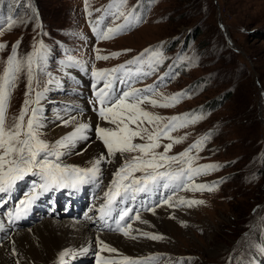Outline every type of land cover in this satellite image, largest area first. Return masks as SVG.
Wrapping results in <instances>:
<instances>
[{
  "label": "rangeland",
  "instance_id": "rangeland-1",
  "mask_svg": "<svg viewBox=\"0 0 264 264\" xmlns=\"http://www.w3.org/2000/svg\"><path fill=\"white\" fill-rule=\"evenodd\" d=\"M112 3L113 0H88L86 10L85 0H0V44L7 46L0 51V74L18 41L16 55L21 60L33 53L34 45L44 44L45 59L42 66L37 60L33 91L28 99L33 101L31 107L41 111L42 139L54 144L60 140L53 133L57 113L76 114L67 109H80L78 101L87 99V89L98 86L89 75L83 78L73 75L72 66L81 64L79 67L87 69L88 74L93 70H111L149 50L155 60L146 55L142 65H128L125 70L133 74L139 71L141 75L115 74L127 81L119 85L120 89H127L129 84L137 89L153 86L155 96L147 95L158 102H163L161 97L182 94L173 107L150 104L142 107L166 118L161 126L167 123V118L175 116L199 117L195 123L170 132L173 139L182 142L173 144L166 155L178 156L203 140L199 149L189 153L195 158L192 167H218L191 180L182 177L179 187L161 186L140 194L147 209L142 214L144 218L141 216V221L145 219L147 223L140 221L144 231L148 226L146 215L153 212L152 201L157 199L159 206H172L169 216H158V224L147 230V234L162 239L152 240L139 233L137 242L147 244L141 245L139 249L144 248V252L137 257L144 264H264V254L259 251L264 247V0H127L125 11L132 9L141 22L114 38L98 39L97 32L123 23V18L115 24L112 22V14L116 12L115 7L108 8ZM9 18L15 21L11 28ZM193 30L199 33L189 37L186 45V38ZM114 53L119 54L118 58L96 59L97 54L111 57ZM69 57L78 64L70 65ZM144 72L152 74L143 76ZM26 86L25 70L19 75L7 105L8 126L19 116L26 99ZM37 92L41 93L39 104L34 103ZM27 119L26 116L25 122ZM144 127L152 130L153 126L145 123ZM89 134L97 137L95 131ZM133 142L146 141L137 138ZM171 142L162 137L155 152L164 154V146ZM92 144L93 140L84 143ZM77 145V150L74 147L62 150L66 151V162L73 166L81 153ZM100 145L106 152L102 142ZM133 155L139 153L126 154L129 159ZM124 159L117 153L108 166L104 165L106 175L98 186H88L93 195L89 201L98 205L99 198L105 201L104 194L113 179V173H107L108 168L116 171ZM181 167L187 169L188 165L172 163L159 171H180ZM37 177L30 175L26 181L30 184ZM201 184L212 190H191L193 185ZM25 198L21 190L15 205ZM168 198L166 205L163 201ZM181 199L203 203L181 205L178 203ZM53 200H57L55 195ZM59 231L57 237L72 247L81 240V232ZM255 234L257 241L250 239ZM34 245L40 250L41 247ZM135 246L132 249L138 250ZM5 247L18 260L14 251L20 245ZM252 253L260 256L253 258ZM119 255L128 257L130 251L122 249L112 257Z\"/></svg>",
  "mask_w": 264,
  "mask_h": 264
},
{
  "label": "snow or ice",
  "instance_id": "snow-or-ice-1",
  "mask_svg": "<svg viewBox=\"0 0 264 264\" xmlns=\"http://www.w3.org/2000/svg\"><path fill=\"white\" fill-rule=\"evenodd\" d=\"M86 10L88 0H85ZM115 7L116 12L112 14L113 23L116 20L123 18V23L116 24L114 27H109L105 32H97L98 39L108 40L117 35L124 34L134 25L141 22V18L134 15L132 9H127V0H113V3L108 8ZM15 21L9 18V28L13 26ZM96 32V29H93ZM7 46L0 44V51H3ZM19 47V41L12 46V54L7 57L4 62L5 66L0 74V194L10 193L17 185L18 181L23 180L27 176H38L42 181L39 184L40 191H50L57 188L69 187L77 188L90 179L98 178L100 175L101 163H111V157H115L117 153L125 157L121 167L113 173V179L110 182L108 190L104 196L106 203H104L100 211V219L105 217L112 218V214L116 211V218L114 219L115 228L111 231L121 233L123 236L136 239V236L130 235L131 224L126 221V218L131 219L130 213L133 211L131 207L121 209L120 203L126 200L135 201L138 194L148 193L159 187L169 188L170 186H181L179 181L182 177L187 176L189 180L194 176L206 173L207 171L215 169L216 165H206L203 167H192L195 158L190 157L189 153L193 149H199L203 140L198 141L192 145L188 150L180 153L178 156H167L166 153L173 147V144H179L181 139H173L170 132L178 128L186 126L188 123H195L199 117L191 118L189 116H175L167 118V123L161 126V122L166 118L154 115L149 111L144 110L142 105L150 104L152 107L168 108L173 107L182 94H177L169 97H161L163 102H158L157 99L147 95L152 93L155 96L153 86H148L144 89H137L128 85L127 89H120L119 85L125 84L127 81L123 77L116 76L118 72H125L128 65H142L144 57L147 55L150 60H155L149 50L141 53L133 60L127 62L126 65H121L118 68L111 70H93L92 77L96 84L101 86L96 89L95 97L99 105L97 109L100 120L114 126L112 128H105L97 126L95 131L97 139L102 142L106 152L102 151L100 156L91 161V167L82 169L78 166L63 165L60 161L61 156L66 154V151L71 147H75L77 142L88 140L86 132L90 130V125L87 123H78L74 130L54 144H49L42 139V122L41 111L39 108L31 107L33 101L28 97L31 95L33 88L32 83L35 79L36 68L38 67L37 60L39 59V66L45 59L47 49L42 42L39 46L34 45V51L27 56L26 59L21 60L17 58L16 50ZM119 54H111L109 56H102L97 54V60H107L109 58H118ZM70 65L78 64L72 57H69ZM149 68L154 71L152 63H149ZM26 70L27 74V90L26 99L21 108L19 116L14 120L11 126L6 123L7 105L10 101L12 90L16 86V81L19 75ZM125 74L128 77L132 75H141L139 71L132 73L130 70ZM152 72H144L143 76H149ZM95 86V85H94ZM41 93H36L34 103L39 104ZM29 109L31 114L29 115ZM28 117L25 122V117ZM77 117L72 116L68 120H64V126L70 125L76 121ZM145 123L152 125V130L144 127ZM135 125L136 127H130ZM162 137L170 139L172 142L164 146V154L156 153L155 149L160 147L159 141ZM139 138L145 143H134L133 141ZM207 139V137L203 138ZM86 150V149H85ZM139 153L133 155L129 159L126 154ZM172 163H187V169L181 167L180 171H159L160 168ZM142 173L140 177H136L135 173ZM161 181L164 183L161 185ZM212 190L207 185H193L191 190L203 191ZM36 188L33 189V193ZM36 195H30L29 199L21 200L20 207L17 208V216L19 219L21 213H26L29 205L36 199ZM169 200L165 199L163 203L169 204ZM179 204H201L202 201H185L181 199ZM159 206V205H157ZM171 207L172 205L169 204ZM154 212V208L151 209ZM11 215V214H10ZM135 219L139 220L140 216L137 212ZM147 223L146 221H141ZM145 237L158 240L162 237L156 235H149L142 233ZM99 244V252H116L115 248L110 247L104 241L97 238ZM80 252L86 253L88 249L81 248ZM259 251L264 254V247ZM97 253V264H142L141 261L132 260L128 257H123L121 260H108ZM69 255H77L71 249H67L60 254L59 264H64V258Z\"/></svg>",
  "mask_w": 264,
  "mask_h": 264
},
{
  "label": "bare ground",
  "instance_id": "bare-ground-1",
  "mask_svg": "<svg viewBox=\"0 0 264 264\" xmlns=\"http://www.w3.org/2000/svg\"><path fill=\"white\" fill-rule=\"evenodd\" d=\"M81 66V65H79ZM79 66H72L71 71L72 74L75 75L77 78H83L84 76L92 77V75L87 72V69L84 70ZM67 68V66H66ZM65 70V69H64ZM100 87V84L93 90L87 89V99H82L78 101V105L80 109H74V108H68L67 111L71 113L76 114H64L57 113V120L54 125V136L59 137L60 139L64 137L66 134L72 132L74 130V127L78 123H87L90 125V130L93 132L95 131L97 126L105 127V128H112L114 126H110L109 124L106 125L104 121L100 120L98 117L97 109L99 105L95 103L96 97H95V91ZM47 101V99H46ZM56 114V115H57ZM72 116H76V121L72 122L68 126H64L63 121L70 119ZM89 130L86 132V135L88 136V140L82 141V142H89L90 140H93V144L90 145H84V143L78 144V150L81 149L80 157L77 158V161L75 164L76 166L85 169L91 167V161H93L95 158L100 156L101 152L104 151L103 147L99 144V142H95V138L92 136V134L88 133ZM96 132V131H95ZM77 145V144H76ZM77 145V146H78ZM86 149V150H85ZM105 152V151H104ZM111 159V158H110ZM101 168L104 167V163L102 162L100 165ZM109 170V168H108ZM139 173V172H137ZM136 176V175H135ZM19 184V181L17 182ZM17 188L15 187L11 194H16ZM34 201L31 203L33 205ZM31 205H29L31 207ZM161 206L156 207L154 209V212L148 213L146 218L148 219V226L145 227L146 230L144 231V227L142 225L136 224L135 227L138 229V233H147V230L151 229L158 224V216L167 217L170 215L169 207L167 206ZM11 205L8 204L7 208H10ZM179 213V212H178ZM142 218H144V215H141ZM31 217V214L26 212L22 214L21 220H27ZM17 219V218H16ZM142 220V219H141ZM140 220V221H141ZM143 221H146L145 219ZM83 222V221H81ZM14 225V220L4 221L2 219V212H0V229L1 228H8L9 226ZM168 227L171 228L173 226L172 224H167ZM57 229L60 230L59 232H70V230H75L76 232H81V240L77 241V246L72 247L70 246L66 241L63 239H60L57 237ZM87 232L88 234H86ZM175 233V232H174ZM180 233V231H179ZM182 233V232H181ZM0 235L2 236V233L0 232ZM31 236H34L32 238ZM12 239L9 242H6L5 245L7 247H18L20 245V248L16 251H14V256L16 255L18 257V260L16 258H13L8 254V252L11 250H7L5 245L3 244L2 248H0V264H57V262L60 259V254L67 250V249H81L85 247H91L95 248L94 242L97 241V238L99 240L104 241L106 244H108L110 247L115 248L117 251L120 252L122 249H127L130 251L129 257H137V255H142L144 252L143 249H139L144 244L143 242H136L129 240L127 238H122V236L118 235H112V234H106L101 233L100 231L92 232L90 231L86 224L83 223H72V222H66V223H56L53 220H46L42 222L41 224H38L37 226L33 228H29L27 230H23L20 232H17L16 234H13ZM66 238V237H65ZM79 239V238H78ZM77 240V239H76ZM43 241V243H42ZM70 242V241H69ZM149 242V241H148ZM24 243V244H21ZM34 243L41 247L40 251L39 248H36ZM72 245V244H71ZM137 245L138 250H133L132 246ZM136 247V246H135ZM146 247V246H145ZM109 253V252H108ZM107 251L101 252L103 257L107 256ZM115 254V252H112ZM110 254V253H109ZM121 254V253H119ZM119 255L118 257H120ZM125 257V256H124ZM43 260V261H42ZM73 261H70L71 263ZM68 263V264H69Z\"/></svg>",
  "mask_w": 264,
  "mask_h": 264
},
{
  "label": "trees",
  "instance_id": "trees-1",
  "mask_svg": "<svg viewBox=\"0 0 264 264\" xmlns=\"http://www.w3.org/2000/svg\"><path fill=\"white\" fill-rule=\"evenodd\" d=\"M198 33H199L198 30H197V31H196V30H193V31L191 32V34L188 35V37L186 38V45H188L187 42L190 41L189 37H190V38H191V37L194 38V36L197 35ZM260 233H261V232H260ZM260 236L262 237V235H259V237H260ZM257 238H258V235L255 234L254 236L251 237V240H252V239H255V241H257ZM262 241H263V239H262Z\"/></svg>",
  "mask_w": 264,
  "mask_h": 264
}]
</instances>
